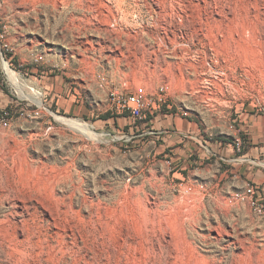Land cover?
<instances>
[{
    "label": "rangeland",
    "instance_id": "374dc122",
    "mask_svg": "<svg viewBox=\"0 0 264 264\" xmlns=\"http://www.w3.org/2000/svg\"><path fill=\"white\" fill-rule=\"evenodd\" d=\"M114 83L168 103L118 114ZM7 116L0 264H264V220L231 201L264 203V0H0Z\"/></svg>",
    "mask_w": 264,
    "mask_h": 264
},
{
    "label": "built area",
    "instance_id": "2783aa9c",
    "mask_svg": "<svg viewBox=\"0 0 264 264\" xmlns=\"http://www.w3.org/2000/svg\"><path fill=\"white\" fill-rule=\"evenodd\" d=\"M5 29H7V26H5ZM5 46L8 50L13 51L9 43H6ZM34 60L40 62L38 56ZM98 78L102 82L107 81L106 76L102 74H99ZM167 103L168 97L164 87H161L155 93H149L142 86L137 87L134 91H128V89L114 83L109 89V104L111 109L118 114H129L135 120L146 119L149 114L160 111L162 106ZM6 114L8 115L9 113ZM0 122L7 126L9 124V116L2 117ZM236 146L240 150V139H237ZM231 201L249 205L256 216L264 220V203L259 198L256 185L247 184L243 189L236 191L231 196Z\"/></svg>",
    "mask_w": 264,
    "mask_h": 264
},
{
    "label": "crops",
    "instance_id": "0c3cea01",
    "mask_svg": "<svg viewBox=\"0 0 264 264\" xmlns=\"http://www.w3.org/2000/svg\"><path fill=\"white\" fill-rule=\"evenodd\" d=\"M58 80V79H57ZM167 117V120H169L170 123H173V126H177L180 124L179 119L177 117H174L172 119V115H165ZM172 120V121H170ZM181 122L183 128L185 126V121ZM179 128V127H178ZM189 129V127H187ZM248 137H249V144L251 145V150L254 154L257 155H264V121L262 120H257L252 122V125L248 128ZM171 132H177V133H184V131H179L177 130H170Z\"/></svg>",
    "mask_w": 264,
    "mask_h": 264
},
{
    "label": "bare ground",
    "instance_id": "6f19581e",
    "mask_svg": "<svg viewBox=\"0 0 264 264\" xmlns=\"http://www.w3.org/2000/svg\"><path fill=\"white\" fill-rule=\"evenodd\" d=\"M199 3V2H198ZM206 4V3H205ZM249 21H251V20H249ZM235 31V30H234ZM247 37H248V35H247ZM258 37V36H257ZM242 40V39H241ZM254 40V39H253ZM250 41V40H249ZM263 45V44H262ZM255 50V49H254ZM34 172V171H33ZM40 186H42V185H40ZM51 186V185H50ZM49 186V187H50ZM81 218V217H80ZM0 229H2V228H0ZM7 229V228H6ZM0 232H2V230H0ZM52 234V233H51ZM14 238H18V236H17V234L15 235V237H11L10 236V232L8 231V229L7 230H5V228H4V231H3V233H0V241L2 242V239L5 241L6 240V242L7 241H9V240H13ZM18 239H20V238H18ZM23 240V239H22ZM24 241V240H23ZM0 242V243H1ZM14 242V241H13ZM20 242V241H19ZM60 242V241H59ZM10 243H12V242H10ZM7 245H8V243H7ZM10 245V244H9ZM19 245V244H18ZM21 245H23V244H21ZM10 246H12V245H10ZM16 246H17V244H16ZM18 248L16 247V249L15 250H17ZM19 250V249H18Z\"/></svg>",
    "mask_w": 264,
    "mask_h": 264
},
{
    "label": "trees",
    "instance_id": "16d2710c",
    "mask_svg": "<svg viewBox=\"0 0 264 264\" xmlns=\"http://www.w3.org/2000/svg\"><path fill=\"white\" fill-rule=\"evenodd\" d=\"M149 118H150V117H149ZM149 118H148V120H149ZM148 120H147V121H148ZM139 122H140V121H139Z\"/></svg>",
    "mask_w": 264,
    "mask_h": 264
}]
</instances>
